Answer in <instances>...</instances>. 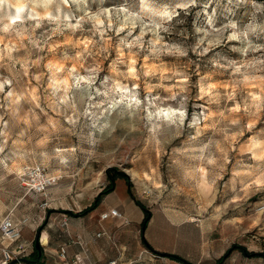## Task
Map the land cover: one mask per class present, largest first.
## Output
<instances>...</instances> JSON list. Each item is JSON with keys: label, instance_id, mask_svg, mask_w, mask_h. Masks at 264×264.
Listing matches in <instances>:
<instances>
[{"label": "rangeland", "instance_id": "374dc122", "mask_svg": "<svg viewBox=\"0 0 264 264\" xmlns=\"http://www.w3.org/2000/svg\"><path fill=\"white\" fill-rule=\"evenodd\" d=\"M158 2L167 3L168 0ZM257 3L264 4V0H257ZM121 5H125V0H106L103 7ZM126 6L138 10L139 0H127ZM63 7L68 10V6ZM71 7L75 12V7ZM89 7L95 11L98 3L89 0ZM227 7H231L234 14L229 13ZM213 10L216 28L229 20L237 21L243 28L253 11L250 4H241L237 8L235 3L228 5V0H197L187 15L178 10L179 16L171 22L170 31L160 34L165 43L186 47L187 56L155 58L148 52L147 41L152 38V33H148L144 37L145 48L135 57L136 67L138 74L144 70L156 74L140 75L137 80L123 81L112 72L120 38L114 31L106 35V39L110 38L104 45L107 53L98 54L97 48H92V55L86 56L82 68L79 67L81 61L76 59V52L83 50L80 42L90 38L100 40L91 31L90 23H85L83 31L65 30L63 34L53 35L43 51L32 48L27 39L20 41L14 34L0 33V48L4 43H23L24 47L14 56L19 60L27 59L30 64L25 74L20 63L14 64L7 59L0 61V77H15L13 87L24 92L26 97L31 89H37L40 105L37 108L26 99L21 103L18 117L13 118L7 110L4 94L0 93V117L3 118L0 128L5 122L8 125L7 147L0 153V158L10 156L12 151L27 153L23 159L17 156L7 160V169L0 165V221L7 213L12 214L21 225L23 238L33 239L28 252L19 255L23 264H104L112 257L117 258L119 264H264V254L249 255L242 250L243 246L248 251L264 252V185L251 183L264 170V161L254 160L248 151L252 138L264 139V69L251 70L250 74L257 78L242 85L236 83L240 77L234 76L231 69L213 66V59L222 64L226 60L244 59L238 51L232 50L243 45L226 39L231 29L223 33V42L207 54L199 56L192 51L204 35L197 32V28L209 29L207 16ZM37 11L43 10L38 8ZM257 18L264 21V14H258ZM48 31L49 25L45 24L35 35ZM139 31L137 27L134 35ZM124 34L120 33V36ZM256 42L264 43V39ZM206 46L207 40L200 48ZM65 53L73 59L64 61ZM124 53L122 59L127 60L128 50L124 49ZM259 55L261 53H249L247 59ZM37 59H40L39 65L32 64ZM49 61H62L65 69L76 64L81 74L87 67L99 64L102 70L97 87L104 76H112L128 83L129 87L138 84L141 99L149 90L152 96L165 98L179 93L177 100L186 95L188 115L184 126L162 125L154 133L152 122L143 109L135 110L115 101L111 107L104 105L107 110L101 114L93 107L100 97L86 86L72 90L81 115L75 126L70 125L64 114H70L71 110L66 112L62 107L56 111L47 88L50 73L46 65ZM117 66L121 71L125 68L123 64ZM37 75L42 77L39 82L35 79ZM60 75H66V72ZM162 75L169 78L161 79ZM184 76L189 79L186 91L180 92ZM161 83L165 87H155ZM201 83L217 85L216 91L221 96L219 104L209 103L208 97L201 98ZM169 87L170 92L166 91ZM234 89L235 100H227V94ZM250 93L261 95L259 111L254 108L244 110ZM166 103L176 104L170 100ZM236 103L241 104V111H228ZM221 111L225 113L223 118L218 115ZM93 112L96 117L92 116ZM194 112L215 114L201 121L198 136L197 128L188 126ZM33 113L38 119L33 118ZM94 120L96 127H92ZM231 120L239 123L232 125ZM21 131L24 136H20ZM90 132L94 142L89 140ZM226 135L228 139H225ZM3 140L0 137V141ZM209 140L215 142L210 148L217 161L214 166L192 159L199 154V147ZM56 149L74 150L67 153L71 156L67 167L59 164ZM43 153H47V159ZM34 163L43 164L51 177V182L39 192L25 183V169ZM201 167L207 171L209 182L214 181L210 191L199 187L200 174L195 169ZM108 169L113 174L117 170L124 171L131 181L134 196L150 209L144 234L157 251L143 242L141 221L144 210L129 193L122 176H117L114 187L94 208L76 214L109 183ZM20 170H24L22 175ZM249 172L252 176L244 175ZM186 173H191V178ZM237 173L241 175L237 176ZM110 207L118 208L121 214L102 217ZM37 237L42 246L40 260L32 263L22 259L32 251ZM1 241L8 242V239L0 237V244ZM62 245L65 246L64 253L59 250ZM160 251L177 253L185 260ZM224 252L227 256L217 262Z\"/></svg>", "mask_w": 264, "mask_h": 264}, {"label": "clouds", "instance_id": "9594fccd", "mask_svg": "<svg viewBox=\"0 0 264 264\" xmlns=\"http://www.w3.org/2000/svg\"><path fill=\"white\" fill-rule=\"evenodd\" d=\"M93 3H98V7L95 11H92L89 7V0H0V33L14 34L20 41L27 39L29 45L37 51H43L48 40L53 35L63 34L65 30H70L75 33L77 31H83L85 23L91 24V31L94 35H98L100 40L97 41L94 38H90L80 43L83 44V50L76 52V59L80 60V68L84 67L83 61L88 55H92V48H97V53H107V47L104 45L110 42V38L106 39V35L110 31L119 36L118 43V57L117 61L113 63L112 72L116 76L123 78V81L128 79L137 80L140 75L145 77L155 75L154 71L144 70L138 74L136 67V55L140 50L145 48L144 37L148 33H152V38L147 41L149 46V54L159 59L161 55H177L187 56L188 49L180 44H167L164 42V37L161 32L168 33L170 31V24L173 19L179 16L178 10H183L185 14H189V10L195 7L197 0H168L167 3H159L158 0H139L138 10H130L125 0V5L118 7H103L106 0H92ZM235 3L238 8L241 4H250L253 11L250 13V19L247 24L240 28L237 21L229 20L221 27L216 28V13L213 10L211 15L207 16L206 23L210 26L209 29L197 28V32H203L197 45L192 48V51L199 56H203L209 52L211 48L220 45L224 36L223 33L228 29L232 31L226 37L228 41H239L243 46L240 48H233L232 50L238 51L244 59L242 60H226L225 63H221L218 59H213L211 63L214 67L231 69L234 76L238 75L240 78L236 81L237 84H248L257 77L250 74L251 70L264 69V43H257L256 41L264 39V21L258 20V14H264V4L257 3V0H228V5ZM53 6L54 10H53ZM63 6H68V10L65 11ZM75 7L73 12L72 7ZM43 11H37V9ZM229 13H233L231 7H227ZM76 13H82L76 15ZM234 14V13H233ZM74 21V22H73ZM49 25L50 31L42 32L39 36H36V30L41 29L44 25ZM139 27V34L134 35L136 28ZM120 33H125L120 36ZM215 34V35H213ZM212 36V39H208ZM207 40V46L200 48ZM102 42V43H101ZM23 43L17 44L15 42L4 43L0 48V61L7 59L12 63H20L22 65L25 74L28 73L30 64L27 59L19 60L14 56V53L23 48ZM124 49L128 50L127 60L122 59L125 55ZM133 49L136 51L134 52ZM249 53H261V55L254 57L253 59H247ZM72 57L64 54L63 60H71ZM226 59V58H221ZM40 59L32 61V64L39 65ZM118 64L125 66L121 71ZM50 76L48 78L47 88L50 90V96L55 104V110L60 111L63 107L66 112L71 110L70 114H64L65 120L75 126L81 113L77 110L75 99L73 98V89H80L82 86L92 88L96 95L100 97L93 107L100 110L101 114L108 107L112 106V102L125 103L127 107L140 110L143 109L147 113V119L152 122V132L158 131L162 125L176 126L182 128L188 115L187 100L188 97L182 96L177 100V94L169 97H161L160 95L152 96L149 93L141 99V93L139 91V85L133 84L129 87L128 83L122 82L121 79H114L112 76H104L99 81V87H97V80L99 79V73L102 70L99 64H94L87 67L84 73L81 74L76 64H73L70 68L65 69L64 63L49 61L46 65ZM61 76L60 74L65 73ZM173 75H177L173 73ZM13 78L8 76L0 77V93L4 94V99L7 102V110L10 112L13 118L18 117L19 108L22 101L30 99L37 108L39 105V96L37 89L33 88L26 97L25 93L18 92L13 87ZM162 75L161 79H168ZM36 81H40L42 77L40 75L35 76ZM188 77L184 76V86L180 88V92L186 91V85ZM155 87H165L162 83L155 85ZM8 88L7 91L5 89ZM217 85L215 83L200 84L201 98L208 97L209 103L219 104L220 93L216 91ZM166 91H171V88H166ZM250 100L244 105V110L247 112L250 108H254L259 111L262 105V97L259 94L250 93ZM236 98L235 89L228 93L227 100L234 101ZM175 101L173 106L166 101ZM228 111L232 113H238L241 111V104L236 103L234 107ZM84 114H87L85 112ZM213 113L200 112L199 114L193 113L192 119L189 121V127L197 128V136L199 133V126L202 120H208ZM218 115L223 118L225 113L219 112ZM93 117H96V113H92ZM33 118L38 119L33 113ZM3 118L0 117V121ZM232 125L239 123L238 120H231ZM92 127H96L95 120L92 123ZM251 127V125H249ZM7 123H3V127L0 128V137L4 140L0 141V153H3L7 147ZM102 130V129H101ZM226 131V130H225ZM20 136H24V132H20ZM92 133H89V140L91 141ZM229 137L226 135L225 139ZM41 143H44L42 141ZM215 142L209 140L199 147L198 155L193 156L192 159L197 161H204L208 166L216 165L217 161L214 155L210 153V148ZM73 149H56L55 155L59 158V164L67 167L70 163L71 156L67 153H72ZM248 151L252 154L254 160L264 161V139L252 138L250 141V147ZM207 153V155H206ZM27 153L19 151H12L11 155L0 158V165L4 168H8L7 160L19 156L23 159ZM47 159V153H43ZM24 170H20V174H23ZM196 172L200 174L199 187L211 190L213 182H209L207 171L204 168H196ZM191 178V173H186ZM237 176L241 173H237ZM244 175L252 176V173H244ZM251 183L257 185H264V170L258 176H255ZM248 185H245L247 187ZM35 187V185H33Z\"/></svg>", "mask_w": 264, "mask_h": 264}, {"label": "built area", "instance_id": "2783aa9c", "mask_svg": "<svg viewBox=\"0 0 264 264\" xmlns=\"http://www.w3.org/2000/svg\"><path fill=\"white\" fill-rule=\"evenodd\" d=\"M25 183L30 189L35 191H43L51 182L50 174L46 167L41 163L27 165L25 169ZM35 185V187H33ZM110 214H121V211L116 207H110L102 217ZM0 237L8 239V242L1 241L0 244V264H23L21 256L25 255L29 246H32L33 239L22 237L21 225L15 221L12 214L7 213L0 221ZM62 253L65 252V246L59 249ZM19 255H21L19 257ZM104 264H119L117 258L112 257L105 261Z\"/></svg>", "mask_w": 264, "mask_h": 264}, {"label": "trees", "instance_id": "16d2710c", "mask_svg": "<svg viewBox=\"0 0 264 264\" xmlns=\"http://www.w3.org/2000/svg\"><path fill=\"white\" fill-rule=\"evenodd\" d=\"M107 174L109 176V183L95 196V198L92 200V202L89 205L85 206V208H83L82 210L78 211L76 214L85 213V212L91 210L92 208H94L99 203V201L101 200V197L105 193L109 192L114 187V184H115V181H116L117 176H122V177L125 178V180L127 182V188H128L129 193L134 197L136 203L139 204L141 206V208L144 210V216H143L142 221H141V224H142L141 228H142V239H143V242L147 246L151 247L153 250H156L157 251V249L152 246V244L150 243V241L146 238V236L144 234L145 227H146V225H147V223L149 221V218H150V209L142 201H140L136 196H134V194L132 192V189H131V181L129 180L128 175L124 171H122V170L121 171L117 170V172H115L113 174V173H111L109 171V169L107 171ZM66 210H68V209H66ZM233 246H238V245L237 244H234ZM40 249H41V252H42V246L40 247ZM242 250L246 254H249V255H251V254L252 255L264 254V252H260V251H248L243 246H242ZM161 253L168 254V255H170L172 257L184 259L182 256L178 255L177 253L166 252V251L165 252H161ZM38 255H39V249L36 247V245H34L32 251H30L29 255L22 257V259L28 260L29 262H32V263H36L38 260H40V259H37V256ZM226 256H227V252H224L219 257V259H218L217 262H220Z\"/></svg>", "mask_w": 264, "mask_h": 264}, {"label": "water", "instance_id": "95a60500", "mask_svg": "<svg viewBox=\"0 0 264 264\" xmlns=\"http://www.w3.org/2000/svg\"><path fill=\"white\" fill-rule=\"evenodd\" d=\"M35 245H36V247L39 249V255L37 256V259H40V256H41V249H40V247H41V245H40L39 237H37V238L35 239Z\"/></svg>", "mask_w": 264, "mask_h": 264}, {"label": "crops", "instance_id": "0c3cea01", "mask_svg": "<svg viewBox=\"0 0 264 264\" xmlns=\"http://www.w3.org/2000/svg\"><path fill=\"white\" fill-rule=\"evenodd\" d=\"M22 237H24V236L22 235Z\"/></svg>", "mask_w": 264, "mask_h": 264}]
</instances>
